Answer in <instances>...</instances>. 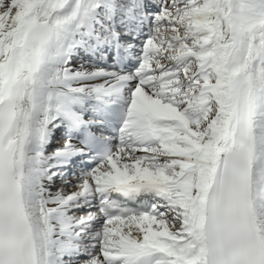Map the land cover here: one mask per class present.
<instances>
[{
    "label": "snow or ice",
    "instance_id": "1",
    "mask_svg": "<svg viewBox=\"0 0 264 264\" xmlns=\"http://www.w3.org/2000/svg\"><path fill=\"white\" fill-rule=\"evenodd\" d=\"M0 264H264V0H0Z\"/></svg>",
    "mask_w": 264,
    "mask_h": 264
}]
</instances>
